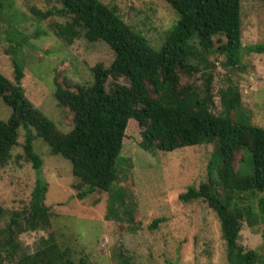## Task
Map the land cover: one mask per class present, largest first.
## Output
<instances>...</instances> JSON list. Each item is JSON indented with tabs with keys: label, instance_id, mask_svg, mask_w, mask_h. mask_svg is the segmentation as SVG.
Listing matches in <instances>:
<instances>
[{
	"label": "trees",
	"instance_id": "16d2710c",
	"mask_svg": "<svg viewBox=\"0 0 264 264\" xmlns=\"http://www.w3.org/2000/svg\"><path fill=\"white\" fill-rule=\"evenodd\" d=\"M164 1L176 21L159 49L120 17L117 6L101 0H57L59 7L46 11L32 7L39 21L62 19L53 22L52 28L64 43L72 45L79 38L103 41L114 53L109 67L97 64L92 69L93 84L75 90L58 85L57 105L73 117L74 125L67 132L58 130L26 97L24 66L12 52L21 50L27 40L19 29L10 33L14 45L7 52L13 57L14 79L0 72V99L12 115L7 121L0 118V166L11 161L24 129L25 152L37 170V179L27 206L0 229V264H93L69 238L53 232L40 237L33 253L24 251L18 242L23 233L47 232L52 225L53 213L46 204L49 184L40 176L44 161L34 149L37 137L52 155L71 163L78 200L109 194L106 219L136 225V204L127 202L131 195L125 190L116 189L121 153L132 123L147 152L213 146L207 180L190 186L179 198L183 203L202 200L216 213L229 264H264L258 251L239 244L244 223L258 228L264 241V127L238 119L243 96L233 81L228 79L215 100V65L209 60L211 55L224 57L225 69H240L246 53L243 0ZM5 6V0H0V14ZM250 49L264 53V46ZM246 152L251 154L247 168ZM5 214L0 204V221ZM162 221H154L150 229ZM119 258L121 264H129L122 254Z\"/></svg>",
	"mask_w": 264,
	"mask_h": 264
},
{
	"label": "rangeland",
	"instance_id": "374dc122",
	"mask_svg": "<svg viewBox=\"0 0 264 264\" xmlns=\"http://www.w3.org/2000/svg\"><path fill=\"white\" fill-rule=\"evenodd\" d=\"M101 1L117 6L120 17L158 49L176 21L174 11L164 0ZM5 4L0 14V72L13 80L12 54H18L24 66L22 86L28 100L55 122L58 130H71L73 117L57 105L54 97L58 85L75 90L93 84L92 69L97 64L109 67L114 60L112 49L103 41L79 38L68 45L56 37L52 23L62 19L39 21L31 9L59 7L57 0H5ZM241 16L246 53L239 70L225 69L224 57L209 56L215 65L213 92L217 100L219 90L233 81L243 96L238 119L264 127V53L248 51L252 46H264V2L243 0ZM15 29L27 42L11 54L7 50L14 45L9 38ZM11 115L12 110L0 99V118L7 121ZM25 140L26 131L21 129L11 161L0 166V204L6 211L0 229L6 227L15 212L27 206L37 179V170L25 152ZM141 141V133L132 123L116 185V189L131 195L127 202L136 204L137 223L131 227L124 221L106 219L109 194L96 193L78 200L71 163L61 155H52L37 137L34 149L44 161L40 176L49 184L46 204L53 217L49 231L19 236L24 251L33 253L40 237L53 232L69 238L72 246L83 251L93 264H121L119 254L129 264H229L216 213L202 200L183 203L179 198L190 186L197 187L207 180L213 146L187 147L172 153L147 152L140 146ZM245 154L247 168L251 154ZM158 219L163 221L151 230ZM239 244L245 250L258 251L264 258V241L258 228L244 223Z\"/></svg>",
	"mask_w": 264,
	"mask_h": 264
}]
</instances>
